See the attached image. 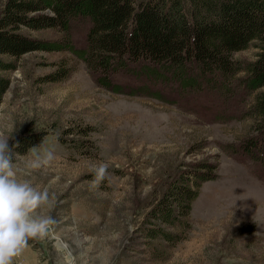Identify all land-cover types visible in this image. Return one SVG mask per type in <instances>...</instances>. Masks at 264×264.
Returning a JSON list of instances; mask_svg holds the SVG:
<instances>
[{
    "label": "rangeland",
    "instance_id": "rangeland-1",
    "mask_svg": "<svg viewBox=\"0 0 264 264\" xmlns=\"http://www.w3.org/2000/svg\"><path fill=\"white\" fill-rule=\"evenodd\" d=\"M89 25L76 17L66 31L21 29L58 47L24 52L5 72L0 135L30 172L18 178L49 187L53 203L43 211L56 220L13 264H264V134L246 114L245 71L229 82L198 76L194 66L181 78L156 77L112 59L102 73L63 45L67 34L72 49H85ZM254 53L248 46L232 58L242 66ZM35 131L40 141L21 151L18 136ZM47 152L50 162L28 168ZM100 162L108 174L92 188ZM198 163L213 165L214 176L200 182L185 223L167 227L180 237H145L155 201Z\"/></svg>",
    "mask_w": 264,
    "mask_h": 264
},
{
    "label": "trees",
    "instance_id": "trees-1",
    "mask_svg": "<svg viewBox=\"0 0 264 264\" xmlns=\"http://www.w3.org/2000/svg\"><path fill=\"white\" fill-rule=\"evenodd\" d=\"M76 17L90 20L86 48L72 49L67 34L63 45L102 73L112 59L121 66L126 60L137 63L156 77L168 71L181 78L194 66L198 76L229 82L243 69L242 84L252 97L246 114L258 123L259 134H264V0H4L0 7V97L9 84L5 72L15 67L16 57L58 47L21 29L59 27L66 31L69 20ZM248 46L255 48L254 57L239 66L232 52ZM187 83L194 81L188 77ZM41 137L38 131L19 135L20 150L37 144ZM250 143L254 146L257 140L252 138ZM212 169L213 165L198 163L170 181L152 206L149 225L141 228L145 237H180L167 227L185 223L190 200L200 182L214 176Z\"/></svg>",
    "mask_w": 264,
    "mask_h": 264
},
{
    "label": "clouds",
    "instance_id": "clouds-1",
    "mask_svg": "<svg viewBox=\"0 0 264 264\" xmlns=\"http://www.w3.org/2000/svg\"><path fill=\"white\" fill-rule=\"evenodd\" d=\"M9 139L0 135V264H13V259L23 252L29 240L47 237L56 224L55 218L43 211L53 203L49 187L41 189L18 178L30 172L22 173L17 167L20 155L13 158ZM52 159L53 153L47 152L42 161L31 162L28 168L39 169ZM91 171L90 187L96 188L105 180L108 165L104 162L94 164Z\"/></svg>",
    "mask_w": 264,
    "mask_h": 264
}]
</instances>
